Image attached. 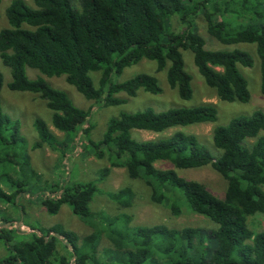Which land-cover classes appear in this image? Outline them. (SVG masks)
Returning <instances> with one entry per match:
<instances>
[{
    "label": "trees",
    "instance_id": "obj_1",
    "mask_svg": "<svg viewBox=\"0 0 264 264\" xmlns=\"http://www.w3.org/2000/svg\"><path fill=\"white\" fill-rule=\"evenodd\" d=\"M5 15L8 27L0 30V61L10 70L8 87L38 93L52 111L53 126L65 135L72 133V141L66 136L59 141L43 120L35 119L38 140L34 147L44 143L58 147L62 161L68 151L78 147L73 143L78 139L85 152L108 159L109 166L99 172L100 178L113 167H123L130 178L141 179L150 187L151 199L156 203L165 202L169 188H176L194 212L217 224L209 232L163 223L140 225L129 244L121 234L108 233V239L126 252L124 264H144L148 260L156 264L153 258L157 253L164 257V264H264V231L255 232L247 225L249 216L264 213V110L237 115L226 125L214 126L211 138L219 150L216 155L195 134L183 130L152 139L131 136L132 129L159 134L177 126L215 122L217 109L212 103L121 112L108 120L98 141L89 139L83 144L81 136L88 139L91 128L86 120L90 111L74 106L65 92L41 76L30 79L25 72L28 66L46 76L65 75L86 99L114 105L125 101L117 96L119 93L134 96L140 88L154 94L160 91L155 76L147 73L121 82L113 80L126 66L149 59L155 61L157 71L169 63L167 82L186 100L192 95L191 76L184 70L181 49H189L199 73L218 99L246 102L247 81L237 64L251 66L252 56L237 47L206 48L196 18L203 16L208 34L222 44H254L264 94V0H32V4L11 0ZM173 17L181 24L179 29H173ZM91 72H99L97 86ZM2 84L0 71V89ZM85 122L88 124L84 127ZM20 140L18 121L2 111L0 102V202L7 205L15 204L28 185L18 175L28 161V156H21L18 150ZM159 161H168L173 168L161 169L156 166ZM206 165L226 180L222 197L175 171ZM96 190L92 180L62 181L41 198V204L49 214H56L62 204H67L73 214L88 222L93 215L89 203ZM109 196L127 207L134 192L123 187ZM169 205L174 214L179 213L176 201ZM130 219L126 216L127 222ZM12 220L0 215V238L7 251L0 257V264H89L90 260L96 264L99 231L80 237L54 225L22 237L17 224L7 229L6 224ZM207 239H211L212 247L204 243ZM58 246H62L63 253Z\"/></svg>",
    "mask_w": 264,
    "mask_h": 264
},
{
    "label": "rangeland",
    "instance_id": "obj_2",
    "mask_svg": "<svg viewBox=\"0 0 264 264\" xmlns=\"http://www.w3.org/2000/svg\"><path fill=\"white\" fill-rule=\"evenodd\" d=\"M11 0H0V30L8 27L5 10ZM32 4V0H26ZM173 29H179L181 24L178 19L173 17ZM196 27L199 35L205 40V47L208 49H230L240 48L248 51L253 58L251 66H242L237 64L239 72L247 81L249 99L246 102L240 101H222L216 96L215 90L209 87L202 75L199 73L193 61L192 52L189 49H181L184 70L191 76L192 95L189 99H182L178 95L176 88H171L167 82L166 71L169 63L164 69L157 71L154 60L141 59L140 61L126 66L121 73L114 75V81H125L137 74L147 73L155 76L160 91L156 94L144 91L142 88L137 90L134 96H128L126 93H119L117 96L124 98L125 101L120 104L102 105L94 100L86 99L76 88L67 82L65 75L46 76L37 69L25 67L28 78L34 79L41 76L52 87L66 93L74 106L89 110L90 114L86 118L91 125L86 136H81L83 144H88L89 139L98 141L104 134L107 122L110 118L118 116L121 112H135L145 108H152L155 111H163L172 107H191L203 103H212L217 109V120L215 122H205L191 124L187 126H177L168 129L159 134L143 130H131V136L135 139H152L159 136L169 135L175 130H183L187 133L195 134L210 150L216 155L219 150L212 144L211 133L216 125H226L230 119L237 115H250L256 110H264V94L260 90V62L256 53L254 44L239 43L234 45H225L217 41L206 30V24L203 16L196 18ZM0 71L3 75V84L0 89V102L2 111L19 123L21 140L18 143V150L21 149V156H28V161L19 172L28 184L22 194L16 198L15 204L0 202V215H6L14 222L6 224L7 229H14L16 224L19 233L24 235L35 231L37 228H48L59 225L70 230L80 237L89 235L93 231H99V242L95 253L96 264H124L126 252L119 250L109 239L108 233L114 236L121 234L124 236L125 244H129L134 237L136 226H150L163 223L168 227L182 228L186 226L199 227L209 232L217 227V224L208 217L194 212L181 196L180 190L169 188L171 192L166 193L167 200L162 203H156L151 199V189L141 179H132L127 175L125 168L113 167L104 177H99V172L109 161L106 157L96 158L93 154L85 152L78 139L73 143L78 147L68 151L67 158L60 160V149L52 148L44 143L40 147H34L38 140L35 129V119L43 120L49 129L55 133L59 141L65 136L70 142L72 133L65 135V132L55 128L51 122L52 111L48 108L45 99L38 93L29 91L11 90L8 83L11 81L10 70L0 61ZM93 84L97 86L99 72L90 73ZM85 122L84 127L87 126ZM82 133V132H80ZM72 141V140H71ZM249 139L248 142H252ZM83 146V145H82ZM72 148V142L68 146ZM67 152V151H66ZM156 166L161 169L173 168L168 161H159ZM178 175L193 179L203 183L216 196L222 197L226 189V180L209 165L196 168H176ZM94 181L97 186L90 203L89 209L93 214L88 222L71 211L67 204H62L56 214H49L41 204V198L56 185L62 181L85 182ZM5 191V186L1 185ZM123 187H130L134 192V197L130 206L123 207L109 196L110 192H117ZM264 191V185L262 186ZM176 201L180 205L178 214H174L169 203ZM10 204V205H9ZM131 216L129 222L126 216ZM248 227L257 232L264 231V213H256L247 218ZM34 227L35 229H32ZM102 232V233H101ZM205 240L212 247L214 244ZM117 248V249H116ZM58 249L63 253L62 246ZM202 252V249L197 248ZM7 251L3 240L0 238V257L6 255ZM156 264H164V257L157 253L153 261ZM90 260L89 264H92ZM152 262V261H151ZM144 264H151L146 261ZM153 264V263H152Z\"/></svg>",
    "mask_w": 264,
    "mask_h": 264
}]
</instances>
